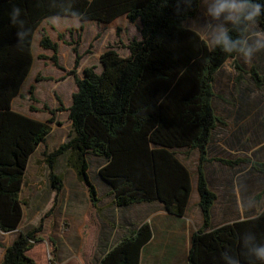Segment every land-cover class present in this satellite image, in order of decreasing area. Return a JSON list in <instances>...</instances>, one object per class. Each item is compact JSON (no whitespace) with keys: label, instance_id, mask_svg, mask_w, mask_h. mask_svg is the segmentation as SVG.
I'll list each match as a JSON object with an SVG mask.
<instances>
[{"label":"trees","instance_id":"1","mask_svg":"<svg viewBox=\"0 0 264 264\" xmlns=\"http://www.w3.org/2000/svg\"><path fill=\"white\" fill-rule=\"evenodd\" d=\"M16 6L23 10L21 18L29 31L22 42L9 23ZM200 6V0H0V233H14L22 223L26 171L53 123L52 118L43 122L14 110L34 65L37 33L40 49L52 52L51 61L57 64V44L41 26L54 18L100 24L125 18L137 24L141 39L128 44L127 57L106 51L99 73L86 69L83 78L76 79L67 140L46 161L54 189L62 191V179L52 172L53 159L68 154V165L77 171L94 203L98 198L87 171L97 161V176L121 212L159 203L169 215L181 218L195 180L202 225L191 235L187 264H223L225 252L240 264H259L248 255L242 237L253 233L264 242V207L213 228L217 196L205 167L212 162L229 168L243 164L264 179V162L254 156L225 160L212 156L222 139L225 144L234 138L240 141L242 134L225 132L240 113L254 112L251 124L264 135V53L246 61L214 50L189 28ZM62 37L58 35V40ZM227 63L233 74H226ZM193 156L194 173L186 164ZM262 197L264 186L254 202ZM40 228L17 233L0 264H54L38 237ZM123 232L119 239L108 233L106 244L112 241L99 249L98 264H142L151 226L140 223Z\"/></svg>","mask_w":264,"mask_h":264},{"label":"rangeland","instance_id":"2","mask_svg":"<svg viewBox=\"0 0 264 264\" xmlns=\"http://www.w3.org/2000/svg\"><path fill=\"white\" fill-rule=\"evenodd\" d=\"M51 21L52 25L50 22L43 23L41 30L47 31L51 40L57 44V64L51 61L53 53L40 49L35 40L33 69L23 86V96L16 99L14 108L39 121L46 122L52 118L53 123L45 144L33 155L26 171L21 193V201L24 203L22 223L14 233H0V262L17 233L41 227L38 237L45 242V253L51 263L98 264L101 242H104L108 233L113 232L114 238L119 239L127 227L133 229L141 220L145 221L155 206L130 207L122 212L117 209L108 189L97 176L100 168L97 161L87 171L98 198V203H94L88 189L79 180L77 171L68 165V154L53 159L52 172L62 179V191L58 192L51 182V170L46 161L67 140L70 128L68 109L72 104V95L77 92L76 79L83 78L86 69L93 68L94 72L99 73L100 57L106 51L114 50L120 57H127L126 47L133 40L141 39L140 32L137 24H130L125 18L111 24L82 22L72 18H54ZM208 21L201 4L189 28L208 41L198 30ZM58 35L63 36L62 40H58ZM225 71L226 74H233L229 63ZM193 159L191 157L186 162L192 172ZM196 201L193 200L187 216L192 223L197 221ZM150 219L155 221L153 215ZM182 264H186L185 258Z\"/></svg>","mask_w":264,"mask_h":264},{"label":"crops","instance_id":"3","mask_svg":"<svg viewBox=\"0 0 264 264\" xmlns=\"http://www.w3.org/2000/svg\"><path fill=\"white\" fill-rule=\"evenodd\" d=\"M51 20H47L45 23L48 24L50 22L49 24L52 25ZM37 35L35 40H37L38 44L39 33ZM22 96L21 91L18 97ZM14 110L16 109L14 108ZM253 113L250 111L248 113L243 112L240 113V118L237 119V115L231 118V122H229L230 127L225 132H228L229 136L235 133L242 134L241 139L238 141L234 138L229 144L224 143L225 138L217 142L215 144L216 152L212 154L213 157L225 160L226 158L235 159L244 156H254L257 161L264 162V138L259 137L263 135V132L259 135L258 128L252 126L251 120ZM193 158L194 173L195 166L197 165V157L193 156ZM205 171L208 173L210 189L217 196L213 211V228L231 223L237 219L250 217L252 214L260 212L264 207V197L260 201L254 202V198L262 192L264 179L257 172L252 171L250 166L242 164L234 168H229L219 162H212L205 167ZM194 198L197 200L195 202V206L197 207V214L195 215L197 221L195 220L192 223L187 216L190 205L195 200ZM198 202L199 196L194 180L188 210L183 217L178 218L169 215L159 203L149 205V207L155 206V209L153 211L151 210V214L146 219L151 226L152 237L142 253V264H182L184 258L186 259V264L188 263L191 235L202 225ZM151 215L155 217L154 222L150 219ZM145 221L141 220V223H145ZM106 241L107 238L104 242H101L102 248L104 245H109V242L112 240L109 239L107 244Z\"/></svg>","mask_w":264,"mask_h":264},{"label":"clouds","instance_id":"4","mask_svg":"<svg viewBox=\"0 0 264 264\" xmlns=\"http://www.w3.org/2000/svg\"><path fill=\"white\" fill-rule=\"evenodd\" d=\"M209 21L198 30L213 47L229 57L235 55L251 61L264 53V0H200ZM22 9L13 7L9 13L10 25L17 28L16 36L22 42L29 34L22 17ZM233 33L236 35L234 36ZM243 247L250 257L264 264V242L253 233L242 237ZM223 264H240L239 259L227 252L221 258Z\"/></svg>","mask_w":264,"mask_h":264}]
</instances>
